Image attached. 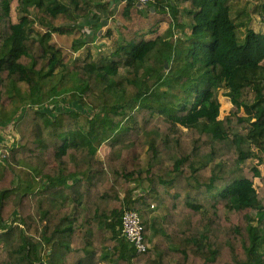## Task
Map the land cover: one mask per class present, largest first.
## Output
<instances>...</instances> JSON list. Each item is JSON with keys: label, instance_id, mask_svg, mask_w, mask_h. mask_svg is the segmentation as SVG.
Returning a JSON list of instances; mask_svg holds the SVG:
<instances>
[{"label": "trees", "instance_id": "1", "mask_svg": "<svg viewBox=\"0 0 264 264\" xmlns=\"http://www.w3.org/2000/svg\"><path fill=\"white\" fill-rule=\"evenodd\" d=\"M17 1L15 22L0 0V264H264V39L239 36L233 0ZM166 21L175 43L148 38ZM59 93L89 114L45 111ZM125 209L147 243L163 213L146 252L121 234Z\"/></svg>", "mask_w": 264, "mask_h": 264}, {"label": "rangeland", "instance_id": "2", "mask_svg": "<svg viewBox=\"0 0 264 264\" xmlns=\"http://www.w3.org/2000/svg\"><path fill=\"white\" fill-rule=\"evenodd\" d=\"M258 5L259 2L258 0H233L232 1V16L233 19L236 20V22L241 23L242 26H240V28L238 29V34L241 38H244V35L246 34V29L247 28H251L253 30V34L251 36H249L248 38V43L250 44V40L254 39L255 40V44L259 42H261L262 39H264V24L262 23V21L260 20V12L258 10ZM245 7H247V11L249 12L248 14L249 17L246 14V11L243 9H245ZM17 8H18V1L17 0H11V16L13 18V21L17 22L18 18H17ZM103 14L106 15L105 12H103ZM105 18V19H104ZM249 18V22L248 21ZM102 20H106V17H102ZM85 21V20H84ZM245 24L247 26H245ZM88 27V26H87ZM87 27L84 26V29H87ZM87 32V30H86ZM90 36V35H89ZM97 40V39H96ZM98 42V40H97ZM97 45V43H95ZM81 54V52H80ZM261 62H264V56L261 58ZM73 83L70 82V84L68 86H72ZM23 90L26 89L25 86H22ZM60 94V93H59ZM66 94V93H64ZM57 97H60L59 99L56 97L55 99H57L56 101H58V104L54 107L51 105H46L45 106V111L49 112V113H58L62 110H66V109H76L79 111L84 112V114H89V112H87V109L83 108L80 106L79 103L75 102L72 98H70V95H56ZM219 100L221 102V113H220V118H222L225 114H226V109L228 107V103L224 100V96L222 95V92L220 91L219 93ZM74 101V102H72ZM49 104V103H48ZM244 114H248L247 111H244ZM11 130V126H8L5 130L4 133L1 134V142L3 143H10V135L13 136V134L10 132ZM9 135V136H7ZM14 137V136H13ZM108 144L103 145L101 148V152L103 154H106L108 149H109ZM53 171V170H52ZM259 183V181H257ZM233 202L235 204H237V199L234 198ZM194 222L198 223L199 222V217H195L194 218Z\"/></svg>", "mask_w": 264, "mask_h": 264}, {"label": "crops", "instance_id": "3", "mask_svg": "<svg viewBox=\"0 0 264 264\" xmlns=\"http://www.w3.org/2000/svg\"><path fill=\"white\" fill-rule=\"evenodd\" d=\"M117 2V0H111V3L112 4H114V3H116ZM116 5H117V3H116ZM182 7H184V6H182ZM181 7V8H182ZM101 16L102 17H106V20H102V24H103V28L102 29H100V31H99V34H101L102 33V31L104 30V28L106 27V26H108L109 24H110V20L109 19H107V16H105V14H101ZM102 19V18H101ZM105 19V18H104ZM96 22V23H95ZM179 23H182L183 22V20L180 18L179 19V21H178ZM99 24H101V21L100 20H98V21H95L93 18H91V17H89L88 19H85V21H81L80 22V25H81V27H83V30H84V34L86 35V36H84L85 37V41H87L88 43H89V41H91V43H93V42H96V36H93V34H94V32L96 31L95 30V28H92L94 25H96V27H97V25H99ZM84 26L85 27H87V29H84ZM173 26H174V23L171 25L170 24V22H163L162 24H161V26H160V28H159V30H158V32L157 33H155V34H153V35H149L148 36V38H150V39H155L157 36H159V37H162L161 39H162V41H164L165 43L166 42H168V41H170V42H172V43H175V41H176V39H177V37H178V35H180L179 34V32H176V29H174L173 28ZM86 30H87V32H86ZM90 35V36H89ZM90 38V39H89ZM88 45H86L85 46V48H83L84 50L86 49V47H87ZM83 51V50H82ZM81 50L79 51V54H80V52H82ZM156 57H159V56H156ZM84 133H86L85 131H84ZM105 144H108V145H110L109 146V149H108V151H107V153L106 154H103L102 152H101V148H103L102 146L103 145H105ZM111 143H110V141L108 140V141H105L104 143H102V145L101 146H99L98 147V149H97V158H102V157H104L105 155H107L110 151H111ZM124 154H126V151H124ZM143 159H144V161H147V159H148V157H147V155L145 154L144 156H143ZM31 174V173H30ZM27 180V182L28 183H33L34 185H36V183H37V180H38V178H37V176H32V180L30 181V180H28V179H26ZM141 188H145V186H147V183H143L142 185H139ZM157 190L158 191H162V190H164V186L162 185V184H157ZM139 190V189H138ZM137 190V191H138ZM121 196H123V195H121ZM149 201L151 202H153L154 201V199L153 198H150L149 199ZM150 214H149V218H150V220L151 221H149L150 222V232H149V234H148V237H149V241H150V245H151V247H153V245H154V243H156V241H157V239L161 236V224H163V213L162 212H160L159 210H157V209H154V211H151V212H149ZM105 232H106V235L107 236H110V235H112V228L110 227V228H108V229H106L105 230ZM122 234V233H121ZM123 236V235H122ZM170 243H169V241L167 242V245H169ZM99 264H119V261H116L115 259H111V258H109V259H106V260H103V261H101Z\"/></svg>", "mask_w": 264, "mask_h": 264}, {"label": "built area", "instance_id": "4", "mask_svg": "<svg viewBox=\"0 0 264 264\" xmlns=\"http://www.w3.org/2000/svg\"><path fill=\"white\" fill-rule=\"evenodd\" d=\"M134 2H142L145 6L156 3V0H132ZM154 205L152 204V207ZM122 235L132 244L137 251L146 252L150 247L144 234L143 219L134 209H125L121 217Z\"/></svg>", "mask_w": 264, "mask_h": 264}, {"label": "water", "instance_id": "5", "mask_svg": "<svg viewBox=\"0 0 264 264\" xmlns=\"http://www.w3.org/2000/svg\"><path fill=\"white\" fill-rule=\"evenodd\" d=\"M136 6L139 8V9H144L146 8V6L142 3V2H136ZM152 11H154V8H151Z\"/></svg>", "mask_w": 264, "mask_h": 264}]
</instances>
